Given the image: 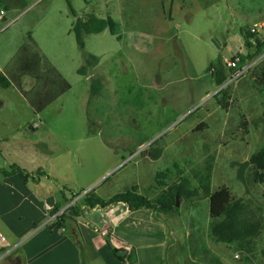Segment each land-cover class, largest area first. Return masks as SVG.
Segmentation results:
<instances>
[{
    "label": "rangeland",
    "instance_id": "rangeland-1",
    "mask_svg": "<svg viewBox=\"0 0 264 264\" xmlns=\"http://www.w3.org/2000/svg\"><path fill=\"white\" fill-rule=\"evenodd\" d=\"M69 4L77 16L94 12L115 22L112 31L86 35L85 50L99 57L87 75L77 73L84 59L71 30ZM262 21L264 0H37L0 31V44L27 28L70 89L36 113L15 87L0 88V118L6 119L0 130L9 137L0 146L15 148L26 136L31 150L35 147L27 167L50 175L41 190L64 188L71 201L66 198L61 208L90 191L109 198L133 187L157 199L181 186L177 210H145L147 220L128 215L118 223L138 238L151 237L159 228L164 264H264V227L249 242H217L209 232L208 198L225 187L247 214L264 221V169L250 163L251 155L264 147L258 69L264 50L254 54L244 43L253 37L243 33ZM259 30L254 34L263 40L264 26ZM235 56L241 64L254 65L235 82L216 85L214 66ZM22 77L24 84L31 79ZM95 77H102V88L91 96ZM243 161H248L244 183L231 165ZM54 196L61 200L59 192ZM123 206L84 208L79 222L99 228L107 216L125 212ZM39 213L35 220L24 218L17 229L33 220L28 227L41 224ZM54 213L51 223L59 216ZM70 228L81 241L76 225ZM105 233L109 241L110 230ZM75 247L68 239L71 261L78 257ZM129 252V264L141 258L135 246ZM2 256L0 264H7Z\"/></svg>",
    "mask_w": 264,
    "mask_h": 264
},
{
    "label": "crops",
    "instance_id": "crops-1",
    "mask_svg": "<svg viewBox=\"0 0 264 264\" xmlns=\"http://www.w3.org/2000/svg\"><path fill=\"white\" fill-rule=\"evenodd\" d=\"M36 1L37 0H0V9H2L1 6H8L9 9L6 11V19L10 20L16 17V20L13 22L15 23L19 15L27 11ZM24 15L25 14L20 17ZM254 25H260L261 28L259 29H262L264 22L254 23L253 26ZM259 29L258 31H260ZM28 35H30V33L27 31V28H21L17 30L16 34L11 35L7 42L3 43V45L0 44V74L9 77L16 75V55L19 49L28 43ZM30 37L32 38L31 35ZM262 41L264 42V38ZM39 49L48 60H51L41 47ZM50 63L52 64L51 61ZM19 84L22 91L26 92L35 85L32 79H29V81L24 84L23 77L20 78ZM23 84L26 86V90L23 89ZM9 87H15L19 91L22 99L28 103L24 95L15 85L11 84ZM2 104L4 103L1 102L0 106ZM4 118L5 117H1L0 122H6ZM29 129L31 131L35 130V128L30 125ZM8 138L9 137L0 130V140L3 139V141H7L9 140ZM21 138L22 139L18 141L15 148L0 146V168L8 169L11 164H17L28 172H33V177L26 181L21 180L17 176H3L0 174V233L5 237L4 241H0V250L2 249L0 253H3V256L7 257V264H80V249L72 236L75 232H71L69 225L60 228L53 227L51 221L48 219L50 215L49 210L53 204L58 201L55 199L54 193L63 189L65 198L69 199L68 195L62 186L61 189L56 188V186L52 187L49 191L40 189L42 187V181H44V179L49 180L50 175L46 172L44 175H37L35 172L37 170H42L41 168L31 170L27 167L30 164L28 162H31L35 158V147L31 150L30 144L27 143L28 140L26 136ZM136 191L140 193L138 188ZM44 207H46V211ZM123 207L125 212L123 211L122 214L116 216H107L108 220H106V224L103 223L99 228L94 226L91 229L87 223L79 222L80 217L77 218L75 225L77 227V234L81 238V244L85 251V264H129L127 261V258L130 256L129 249L133 246L136 247L137 253L141 254V258H137L130 264H162L165 240L163 238H158V234H160L158 233L159 228H156L157 234H155L154 231L151 237L150 234L145 233V235H141L140 238H138L136 232H131L127 226L118 224L122 216L126 217L128 215L132 218L140 216L144 220H147L149 218V215L145 212L147 209L129 211L125 204ZM95 208L98 207L91 208V210ZM37 212H40V220L42 221L38 222L41 224L35 227H28L31 222H34ZM42 217L44 218L42 219ZM24 218H31L34 220L30 221L28 225H25L23 229H17V226L20 225V222H22ZM106 230H110L111 233L109 239L110 243L114 247L126 251L127 256L125 262L118 261L114 257L107 243L108 239L101 233ZM61 231H68L69 234L65 235L61 233ZM162 231L163 228H161L160 232ZM68 235L70 236L68 237ZM68 239L77 246V248L75 247L74 249L76 252L78 251V257L76 256V259L74 258L72 261L69 259V252L65 250L68 245Z\"/></svg>",
    "mask_w": 264,
    "mask_h": 264
},
{
    "label": "trees",
    "instance_id": "trees-1",
    "mask_svg": "<svg viewBox=\"0 0 264 264\" xmlns=\"http://www.w3.org/2000/svg\"><path fill=\"white\" fill-rule=\"evenodd\" d=\"M3 10L8 11V6H1ZM70 12L74 17L71 30L78 48L81 50L84 63L77 69L80 75H87L89 69L98 64L99 57L85 50V37L88 34L100 33L105 29L112 31L114 29V20L108 17H100L94 12L86 13L84 16H77L76 12L70 6ZM249 37H253L254 41H249L246 37L244 40L246 47H253V53L259 54L264 50V42L254 33L245 32ZM17 67L15 76H5L0 74V88H7L11 84L15 85L34 112L39 113L48 104L57 99L70 89L69 82L63 75L50 63V61L42 54L36 46L30 35H28V43L23 45L16 55ZM259 81L261 84V93L264 96V64H260ZM29 76L34 80V87L27 92L22 91L19 80L22 76ZM214 82L220 86L226 81L229 71L224 63L218 62L211 71ZM102 88V77H95L90 82V95L94 96L100 92ZM222 89L218 93H221ZM216 97V96H215ZM160 151H155L152 155L158 157ZM250 163L258 169H264V147L253 153L250 157ZM37 175H44L45 171L37 170ZM0 174L3 176H17L21 180L26 181L33 177V172H28L17 164H11L8 169L0 168ZM173 194L162 196L161 198H150L142 193H138L135 188L113 194L109 198H102L95 192H86L76 204H70L59 214L56 222L52 223L54 227H62L66 223L69 226L75 225L77 218L81 216L84 208H107L114 203H124L129 211H137L147 209L153 212L158 211L164 214L171 213L176 208V196L184 195V189L181 186L174 185ZM206 191L208 190L205 187ZM171 191V190H170ZM61 200H58L51 207V212H57L66 199L63 189L59 191ZM209 198V232L211 236L222 243H244L255 238L264 227V221L261 217L254 214H247L244 204L232 198L230 192L222 187L208 194ZM67 199L66 202H70ZM71 232H74L71 229ZM76 244L80 249L81 263L85 264V251L81 241L77 239L75 233L72 235ZM112 250L114 257L121 262H125L126 251L121 248L114 247L109 241L107 242ZM2 251V249L0 250Z\"/></svg>",
    "mask_w": 264,
    "mask_h": 264
},
{
    "label": "built area",
    "instance_id": "built-area-1",
    "mask_svg": "<svg viewBox=\"0 0 264 264\" xmlns=\"http://www.w3.org/2000/svg\"><path fill=\"white\" fill-rule=\"evenodd\" d=\"M105 2H110L112 0H104ZM6 11L3 9H0V31L7 28V26H9L11 23H13L16 20L15 18L12 19H6ZM261 28L260 25H254L252 26V28L250 29L249 33H255L256 31H258V29ZM251 41L253 42L254 39L251 38ZM240 57L239 56H235L232 58H225L223 61L225 67L228 69L229 71V75L226 79V81L224 82V84L229 85L232 82H235L240 76H242L245 72H248V70L250 69V67H252L254 65L253 62L251 63H240ZM69 206V204H67L66 206H64L63 208H60L57 212L54 213L55 215H58L60 213H62L64 211L65 208H67ZM102 234H106L105 231L101 232ZM5 237L3 234L0 233V241H4Z\"/></svg>",
    "mask_w": 264,
    "mask_h": 264
},
{
    "label": "water",
    "instance_id": "water-1",
    "mask_svg": "<svg viewBox=\"0 0 264 264\" xmlns=\"http://www.w3.org/2000/svg\"><path fill=\"white\" fill-rule=\"evenodd\" d=\"M248 164V161H243V162H232L231 165L236 166V176L237 178L244 183V168ZM176 206H178V200L176 198Z\"/></svg>",
    "mask_w": 264,
    "mask_h": 264
}]
</instances>
